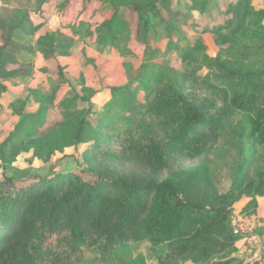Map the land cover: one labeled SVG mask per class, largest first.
I'll return each mask as SVG.
<instances>
[{"label": "trees", "instance_id": "obj_1", "mask_svg": "<svg viewBox=\"0 0 264 264\" xmlns=\"http://www.w3.org/2000/svg\"><path fill=\"white\" fill-rule=\"evenodd\" d=\"M1 1L8 13L9 10L23 9L33 0ZM109 1L113 7L110 19L96 29L79 23L74 32L81 35L86 30L81 39L89 37L94 43L102 46L112 44L131 54L133 50L129 44L134 32L126 15L136 16V38L143 46L144 55L149 58L141 66L135 91L128 85L113 87L96 127L86 115L79 116L76 109L80 102L91 103L90 98L79 93L65 98L58 107L42 104L36 112L22 116L9 140L13 147L24 140L33 142L38 150L53 145L67 147L72 141L77 147H84L100 138L104 126L112 128L121 113H144L135 108L138 90L151 93L156 85L174 79L168 63L153 61L161 53L150 44L151 31H156L158 24L165 25L166 31H175L181 23L182 7L202 15L210 10L214 0H175L176 9L169 5L171 0ZM246 1L245 10L242 9L243 4L239 5L241 0H238L237 4L220 10L217 21L197 24L201 32L224 35L231 43L229 53L225 54L233 60L225 59L221 52L211 57L197 47L175 48L180 59L189 54L186 60L189 69L199 72L207 66L210 70L207 78L214 77L217 82L230 86L232 104L245 113L246 123L250 124V129L244 128L240 134L243 158L230 191L217 194L207 203L192 199L187 182L171 174L167 153L154 140L146 146L134 148L131 156L133 168L128 171L124 167L101 162L89 148L84 152L82 172H59L34 177L26 182L6 177L1 183L0 264H39L45 253L49 254L43 247L50 236L67 241L71 250H79L90 235L106 240L109 245L129 237L134 241L146 240L167 253L165 259L160 257V264L194 253H197V259L209 258L216 253L219 243L235 245L236 239L230 228L232 207L242 196H246L251 198L244 207L248 211L257 204L258 197H264V171L253 179H249L247 174L251 160V165L256 167L264 157V65L256 67L255 63L264 59V42L261 44L259 38H246L241 29L234 28L235 21L242 14L243 25L254 17L251 0ZM255 15L260 19L253 22L252 27L264 31L263 13ZM7 25L6 20H0V33L4 38L0 49V79L22 66L13 58L14 52L20 49L14 47L13 32L6 33ZM57 40L55 35L40 38L39 50L47 61L54 60L56 46L60 50L66 49L62 42L56 44ZM5 53L10 56L4 58ZM57 75L64 76L60 66ZM5 91L7 85L0 82V97ZM34 94L39 100L45 99L39 92ZM169 109L181 111L175 119L183 137L198 135L202 138L209 135L213 139L219 138L220 117L188 102L180 90H177L175 98H161L151 106V110L157 113ZM73 111L76 116L70 114ZM53 113L60 119L51 128L53 122H50V115ZM130 121V118H124L123 122L129 124ZM48 129L49 133L40 136ZM253 155H256L255 159H252Z\"/></svg>", "mask_w": 264, "mask_h": 264}, {"label": "rangeland", "instance_id": "obj_2", "mask_svg": "<svg viewBox=\"0 0 264 264\" xmlns=\"http://www.w3.org/2000/svg\"><path fill=\"white\" fill-rule=\"evenodd\" d=\"M237 3L238 0H214L210 10L202 15L182 7L181 23L175 31H166L165 25L161 24H158L156 31H151L150 44L161 53L153 61L168 63L174 79L156 85L151 93L138 90L135 108L144 113H121L112 128L104 126L100 138L84 147H77L72 141L67 147L53 145L38 150L30 140H24L14 147L9 141L24 114L36 112L42 104L58 107L65 98L79 93L90 98L91 103L80 102L76 110L79 116L86 115L96 127L105 111L103 106L110 98V90L115 86L128 85L135 91L141 66L149 56L144 55L143 46L136 38L137 18L128 13L126 18L131 21L134 32L129 44L133 50L131 54L112 44L102 46L94 43L89 37L81 39L86 30L81 35L74 32L79 23L96 29L110 19L113 7L109 0H33L23 9L9 10V14L0 0V20L7 21L6 33L14 34V47L20 51L14 52L13 58L22 65L0 79L7 85V91L0 97V185L6 177L26 182L34 177L59 172H82L85 166L84 152L89 148L101 162L112 163L128 171L133 168L131 156L134 148L146 146L154 140L166 151L171 174L187 182L192 199L207 203L217 194L229 192L243 158L240 134L244 128L249 130L250 124L246 123L245 113L232 104L230 86L217 82L214 77L207 78L210 72L207 66L199 72L189 69V54L180 59L175 48L197 47L211 57L221 52L225 59H232L225 54L230 51V41L221 33L201 32L197 24L217 21L220 10ZM240 4L245 10L247 1L241 0ZM169 5L177 8L175 0H171ZM250 6L255 14L263 13L261 19L264 24V0H251ZM255 14L247 25H243L242 14L235 21L234 28L241 29L246 38H259L263 44L264 31L252 27L253 22L260 19ZM1 34L0 49L4 45ZM48 35H55L58 38L55 43L62 42L61 45L66 48L60 50L56 46L54 60L49 61L44 59L38 46L40 38ZM9 56L8 53L3 55L4 58ZM255 63L256 67L262 66L264 59ZM58 66L64 71L63 77L57 75ZM177 90L191 104L220 117L219 138L213 139L209 135L202 138L198 135L183 137L175 119L176 114L181 113L179 109H169L163 113L151 110V106L161 98H175ZM34 92H39L45 99H37ZM70 114L77 115L74 111ZM124 118H130L129 124H124ZM59 119L60 116L55 113L50 115V122H53L51 128L56 126L54 122ZM48 131H43L40 136ZM255 158L256 155H253L252 159ZM263 159L256 167L251 165V160L247 168L249 179L258 178L263 173ZM250 200V197L242 196L232 207L230 218L237 214L255 215L257 204L248 211L244 210ZM61 240L57 236L45 240L43 250L49 254L45 253L39 264H160V257L165 259L167 255L150 242L134 241L131 237L109 245L106 240L90 235L79 250H71V245ZM215 251L209 258L197 259V253H194L166 264H264V257H254L256 250L237 241L234 246L219 243Z\"/></svg>", "mask_w": 264, "mask_h": 264}, {"label": "built area", "instance_id": "obj_3", "mask_svg": "<svg viewBox=\"0 0 264 264\" xmlns=\"http://www.w3.org/2000/svg\"><path fill=\"white\" fill-rule=\"evenodd\" d=\"M230 228L237 242L253 250L264 249V217L237 214L230 218Z\"/></svg>", "mask_w": 264, "mask_h": 264}, {"label": "crops", "instance_id": "obj_4", "mask_svg": "<svg viewBox=\"0 0 264 264\" xmlns=\"http://www.w3.org/2000/svg\"><path fill=\"white\" fill-rule=\"evenodd\" d=\"M257 212L255 214L264 217V197L257 198ZM254 257H264V249L256 250V255Z\"/></svg>", "mask_w": 264, "mask_h": 264}]
</instances>
